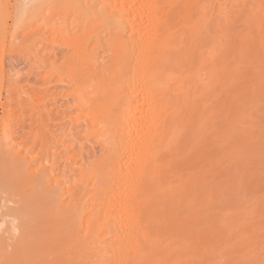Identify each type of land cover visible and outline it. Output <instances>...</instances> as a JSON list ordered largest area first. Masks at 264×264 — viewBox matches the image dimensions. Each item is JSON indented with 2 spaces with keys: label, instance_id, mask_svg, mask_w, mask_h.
<instances>
[{
  "label": "rangeland",
  "instance_id": "1",
  "mask_svg": "<svg viewBox=\"0 0 264 264\" xmlns=\"http://www.w3.org/2000/svg\"><path fill=\"white\" fill-rule=\"evenodd\" d=\"M14 1L8 0L9 8L16 7ZM71 1L73 5L64 8L61 0H41V6L35 9L37 13L52 10L55 27L64 32V18L72 22L70 26L75 25L74 17L80 25L85 23L83 5ZM192 2L185 24L175 25L174 38L184 34L186 39L179 45L180 52L169 60L170 65L176 62L178 72L187 73L185 87L192 86L188 83L191 73L212 55L217 40L224 52L225 67L218 68L219 80L211 83L214 85L210 84L201 98L203 110L198 119L203 120L190 123V139L179 143L180 155L173 151L168 155L167 161L177 174L173 172L166 179L167 186L145 197L142 213L148 230L157 232L158 240H165L170 250L166 253V245L158 247L156 258L148 264H264V0ZM42 16L34 19V24L27 21L16 27L1 55L0 117L1 105L5 104L13 149L23 146L31 150L36 161L32 169L39 175L34 179L23 173L22 162L12 159L0 141V264H91L89 246L78 230V213L68 212L60 204H75L80 190L71 189L69 200H61V188L52 189L46 171H38L44 165L40 159L45 155L39 154L43 143L58 162L57 174L63 169L62 153L50 144L49 137L52 134L58 138L63 131L67 135L70 118L78 116L69 95L72 87L51 76L55 70L67 69L71 50L59 42L54 48L49 46L44 39L47 34L44 32V36L40 27ZM11 21L7 20L9 27ZM193 28L197 30V42L188 39ZM100 29V40L104 39L100 45L97 39L81 43L83 55L90 59L81 69L88 70L81 92L83 100L102 117L104 100L115 95L121 83H99L105 66L110 67L114 61L118 40L115 30L105 37ZM258 29L260 37L251 40ZM86 31L81 28L74 35ZM108 38H116V42L112 44ZM208 64L203 63L202 74ZM31 103L40 109L34 111L38 114ZM195 109L197 106L189 112L193 119L198 116ZM80 121L69 136L74 143L72 161L66 163V178H74L77 169L82 172V183L98 176L99 184L93 190L87 184L85 189L94 195L109 187L103 173L113 164L106 151L109 145H103L101 138L95 141V137H89L87 125ZM111 131L101 134L110 135ZM85 199L78 203H85ZM103 238L111 242L106 231Z\"/></svg>",
  "mask_w": 264,
  "mask_h": 264
},
{
  "label": "bare ground",
  "instance_id": "2",
  "mask_svg": "<svg viewBox=\"0 0 264 264\" xmlns=\"http://www.w3.org/2000/svg\"><path fill=\"white\" fill-rule=\"evenodd\" d=\"M15 1L16 7L9 8L8 0H0V61L7 40L10 42L13 38L16 27L27 21L28 25L34 24V19H39L42 15L40 27L43 35L47 34L44 39L49 46L53 47L59 42L67 50H71V54L67 52L71 55L67 69H59L51 73V76L59 77L58 82H64L72 87L69 95L73 98V108L78 114L77 117L74 116L75 119L70 118L71 124L67 127V135H64L63 131L58 138L52 134L49 137L50 144L59 151V154L62 153L60 161L64 160L65 164L57 174L60 168L58 162L49 155V148L43 143V149L39 154L45 155L40 159V163L43 162L44 165L38 171H46V181L52 189L61 188L63 194L60 196L61 200L62 198L69 200L71 189L80 190L81 194L75 198V204L65 203L66 201L64 203L61 201L60 204H64L68 212L78 213V230L84 233L81 239L89 246L88 249L92 254L91 264L152 262L157 256V248L163 245L167 248L169 245L164 244L165 240L164 242L158 240L157 236L160 235H157V232L155 234L148 230L142 213L145 197L151 191L167 186L166 179L168 180V176L175 170L167 161L168 155L173 151L178 157L180 155L178 147L181 146L179 143L182 144L190 139L188 138L192 131L190 123L203 120L198 119L203 110L200 105L201 98L204 97L210 84L215 83L219 78L218 68L225 67L224 52L217 46L219 43L217 44L215 40L211 49L212 55L199 62V66L191 73L192 77L188 80L192 86L185 87L184 77L187 73H179V69L176 68L177 63L170 65L169 60L174 59V56L180 52L179 45L186 39L184 34L174 38L175 25L185 24V18L189 17L193 8L192 0H75V2L80 1L87 12L83 19L85 23L80 25L78 17H74L72 21L75 25L70 26L72 22L69 23L68 19L64 18L62 20L64 32L55 27L52 10L48 13H37L35 8L42 4L41 0ZM61 3L64 8H70L74 2L61 0ZM10 19L12 26L9 27L7 20ZM80 27L87 28V31L76 37L74 34L81 29ZM99 28H102L100 30L105 37L112 36L110 32L116 31L114 37L117 36L118 39L116 42V38H113L117 43V50L114 52L111 68L105 66L107 69L101 73L99 83L111 81L121 83L115 95L104 100L106 103L101 110L104 113L102 117L83 100L81 92V84L87 81L88 73V70L82 72L81 69L83 70V67L85 69L86 63L90 60L83 55L81 43L97 39L100 45L104 39L100 40ZM195 29H190L192 33L188 37L193 42L194 40L197 42ZM259 31L258 29L251 40L260 37L261 31ZM84 37L88 38L81 41ZM108 40L114 42L109 38ZM111 43L110 45L113 44ZM40 44L42 46V43ZM204 62L209 64L208 69L202 74ZM2 77L0 73V81ZM176 85L178 86L175 87ZM35 106L32 108L33 112L39 109L38 106L35 109ZM196 106L195 112L198 116L193 119L189 112ZM1 109L3 117H0V128H3L0 130L2 132L0 141L7 147L12 159L17 158L22 162L23 173L36 179L39 172L32 169L36 163L34 157L32 158L33 152L23 146L21 148L16 146L17 149H13L15 146L8 134L9 120L5 104L1 105ZM39 111L40 109L37 112ZM37 112L34 113L38 114ZM80 120L87 125L86 133L89 137H95V141L101 138L103 142H100L103 145L104 143L106 147L109 145L105 149L109 161L113 164L103 173V178L108 181L109 187L94 195H90L85 189L88 184L93 190L99 184L98 176L97 178L91 176L82 183V172L77 169L79 174L77 173L74 178H66V163L72 161L70 153L74 143L69 136L72 127ZM107 129H112L110 135H102L103 130ZM34 136L38 137V134ZM56 175L59 176L58 181L54 180ZM163 191L165 190L161 192ZM83 197L86 198L85 203L79 204L78 201H82ZM88 217L91 218L88 220ZM105 231L111 238L110 243L103 238ZM169 251L168 249L166 253Z\"/></svg>",
  "mask_w": 264,
  "mask_h": 264
}]
</instances>
